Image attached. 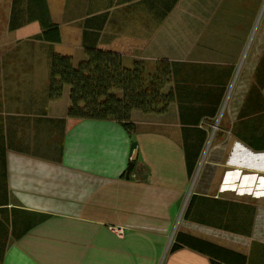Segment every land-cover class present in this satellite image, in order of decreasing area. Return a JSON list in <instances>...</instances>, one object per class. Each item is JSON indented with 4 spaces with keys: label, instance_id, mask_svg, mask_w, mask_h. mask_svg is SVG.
<instances>
[{
    "label": "crops",
    "instance_id": "crops-1",
    "mask_svg": "<svg viewBox=\"0 0 264 264\" xmlns=\"http://www.w3.org/2000/svg\"><path fill=\"white\" fill-rule=\"evenodd\" d=\"M13 1L0 13L2 264H264L262 0H46L58 34ZM90 49L151 74L167 62L172 103L133 111V134L68 117L70 88L49 98L50 57Z\"/></svg>",
    "mask_w": 264,
    "mask_h": 264
},
{
    "label": "trees",
    "instance_id": "trees-1",
    "mask_svg": "<svg viewBox=\"0 0 264 264\" xmlns=\"http://www.w3.org/2000/svg\"><path fill=\"white\" fill-rule=\"evenodd\" d=\"M25 1L26 5L21 11L27 13V22L38 21L44 33L47 29V31L55 30L58 34V27L51 22L46 0ZM21 2L23 3L22 0L13 1L18 5ZM13 10H15L14 5ZM11 23L10 28L14 29L13 20ZM49 39L52 41L51 38ZM54 41L58 42L60 38L57 37ZM50 60L49 98L55 100L62 97L65 87H69L68 117L115 120L121 123L129 134H133L135 131V125L131 121L133 111L162 113L172 103L173 94L164 93V88L171 78V68L167 62L159 63L156 71L151 74L142 62L126 67L119 54L96 49L87 50L86 58L78 64H75L71 57L56 53L51 54ZM192 173L193 169L190 166L189 175L191 176ZM30 228L31 226L28 227ZM250 233L251 230L247 229V234ZM180 246L181 244H174L172 250ZM206 247L210 253L212 251L209 248H216L210 243L206 244ZM212 257L215 259L218 256ZM2 259L3 256L0 254V264ZM225 259L226 257H222L220 261ZM242 260V264H246V257ZM213 264L217 263L214 261Z\"/></svg>",
    "mask_w": 264,
    "mask_h": 264
},
{
    "label": "rangeland",
    "instance_id": "rangeland-1",
    "mask_svg": "<svg viewBox=\"0 0 264 264\" xmlns=\"http://www.w3.org/2000/svg\"><path fill=\"white\" fill-rule=\"evenodd\" d=\"M8 8H9V0H0V13L7 12ZM263 14H264V0H262L261 7H260V10H259V14H258V19L259 20L262 18ZM256 28H257V26L254 27V30H253L252 35H251V40H253V38L255 36ZM212 142H213V133L210 135V138L208 139L207 146H206V148L204 150V154L202 156L203 159L205 157L204 155L207 154V151L209 150L210 144L212 145ZM229 238H234V237H230L229 236Z\"/></svg>",
    "mask_w": 264,
    "mask_h": 264
},
{
    "label": "water",
    "instance_id": "water-1",
    "mask_svg": "<svg viewBox=\"0 0 264 264\" xmlns=\"http://www.w3.org/2000/svg\"><path fill=\"white\" fill-rule=\"evenodd\" d=\"M136 150H137V144L136 143H133L132 144V147H131V151H130V159L133 158V157H136L135 153H136ZM131 162L128 164V167H127V170H126V178H130V174L131 172L133 171L134 169V162L132 161V159L130 160Z\"/></svg>",
    "mask_w": 264,
    "mask_h": 264
},
{
    "label": "built area",
    "instance_id": "built-area-1",
    "mask_svg": "<svg viewBox=\"0 0 264 264\" xmlns=\"http://www.w3.org/2000/svg\"><path fill=\"white\" fill-rule=\"evenodd\" d=\"M131 159L133 162H135L136 157H133ZM134 170L135 169H133V171ZM133 171L131 173H133ZM110 230L113 231L114 233H116L120 237L124 236V229L122 227H111Z\"/></svg>",
    "mask_w": 264,
    "mask_h": 264
}]
</instances>
